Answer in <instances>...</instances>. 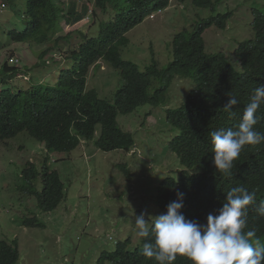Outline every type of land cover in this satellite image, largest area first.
Returning a JSON list of instances; mask_svg holds the SVG:
<instances>
[{"label":"trees","instance_id":"obj_1","mask_svg":"<svg viewBox=\"0 0 264 264\" xmlns=\"http://www.w3.org/2000/svg\"><path fill=\"white\" fill-rule=\"evenodd\" d=\"M173 1L95 0L96 10L108 20L99 25L98 37L71 52L73 66L61 71L53 87L0 93V145L28 133L50 154H70L85 141L93 142L101 129L95 143L100 151L131 154L135 139L123 131L119 117L145 106H166L175 80L192 79L194 88L182 108L166 112L175 137L169 153L184 169L178 179L166 178L157 189L156 203L170 223L153 226L134 251L128 250L131 239L119 243L115 252L102 253L98 264H264V13L254 12L256 39L241 44L234 61L225 53L208 55L203 38L212 27L226 30L231 12L176 35L173 61L165 70L154 51L144 71L123 59L122 48L129 45L125 35ZM177 1L216 11L224 0ZM25 7L26 30L7 34L14 43L47 44L62 31V20L73 27L89 13L85 9L78 14L76 5L66 12L59 0H25ZM94 16L98 18L96 11ZM70 35L56 44L69 42ZM52 52H43L42 62ZM102 61L120 71L124 80L114 103L96 90L87 91L90 71ZM50 66L45 61L38 69ZM21 71L8 62L0 68L7 79ZM48 161L42 171L27 164L20 188L37 199L44 213L56 211L66 199L61 176ZM118 168L131 178L127 165ZM40 176L41 192L35 185ZM24 225L44 228L37 218ZM15 244L0 242V264H19Z\"/></svg>","mask_w":264,"mask_h":264},{"label":"rangeland","instance_id":"obj_2","mask_svg":"<svg viewBox=\"0 0 264 264\" xmlns=\"http://www.w3.org/2000/svg\"><path fill=\"white\" fill-rule=\"evenodd\" d=\"M59 1L67 10L72 5H77L79 11L83 6L93 8L91 0ZM257 10L264 13V0H224L216 6V11L196 8L191 1L181 4L174 0L164 12L150 17L128 34L130 43L122 48V57L144 71L152 64L155 51L160 69L165 70L173 61L172 43L176 34L193 31L203 20L231 12L233 17L226 30L213 27L204 34V39L208 55L225 53L234 61L233 55L240 45L256 39L253 22ZM25 11V0L0 1V68L5 62L13 65L19 58L25 71L20 74L24 76L21 79L15 73L13 80L0 72V88L8 92H16L17 87L29 91L39 86H54L61 71L73 66L70 52L84 43L81 32L90 39L99 36L101 20L97 21L98 26L91 19L75 26L80 31L67 28L62 20L66 32L58 37L71 34L70 39L67 43L62 41L52 55L62 58L71 55H67L68 60H60L56 68L52 62L48 70L38 69L37 65L45 62L40 60V54L48 46L14 43L7 36L10 31L26 30ZM54 45L53 42L49 47ZM123 85L120 71L104 61L90 71L88 91L96 90L102 99L114 103ZM158 86L159 81L155 84ZM193 88L192 79L177 78L166 106H145L132 115L119 117L123 131L135 139L131 154L100 151L95 143L101 129L93 142L85 141L70 154L50 156L45 145L27 133L0 145V241L10 244L17 241L19 264H97L103 252H115L118 244L129 238L132 245L128 250H136L151 227L166 222L165 213L155 203L157 188L166 178L178 179L184 171L177 157L169 153V143L175 137L166 112L182 108L185 96ZM47 157H51L52 170L61 176L66 196L52 213L42 212L37 199L20 190L26 165L35 163L42 171ZM119 165L129 167L130 179ZM41 178L35 182L40 192ZM27 218H37L44 228L25 226Z\"/></svg>","mask_w":264,"mask_h":264},{"label":"clouds","instance_id":"obj_3","mask_svg":"<svg viewBox=\"0 0 264 264\" xmlns=\"http://www.w3.org/2000/svg\"><path fill=\"white\" fill-rule=\"evenodd\" d=\"M1 1V0H0ZM2 2H4V1H2ZM91 2H92V4H93V8L92 9H90L88 6H83L82 7V10L81 11H79L78 10V7H77V5H76V11H77V13L78 14H82L83 12H84V10L85 9H88L89 10V13H88V15H87V17L83 20V21H81L80 23H78V24H75V26L77 27V26H80V25H82V24H84V22H86L87 20H89V19H91V20H94V25H96V23H97V21H99V20H101V22L98 24V25H100L103 21H107L108 20V18L101 12V11H98V10H96V6H95V0H91ZM62 4V3H61ZM64 6V5H63ZM73 6V5H72ZM71 6V7H72ZM171 6V5H170ZM169 6V7H170ZM6 7V4H4L3 5V9ZM70 7V8H71ZM168 7V8H169ZM69 8V9H70ZM167 8V9H168ZM68 9V10H69ZM65 10H66V12L68 11L66 8H65ZM166 10V9H165ZM165 10H163V11H159V12H157V13H154L153 15H151V16H149L148 18H146L140 25H142L147 19H149L150 17H152V16H154V15H156V14H158V13H161V12H164ZM2 11H4V10H2ZM94 11H96L97 12V14H98V18L96 19L95 18V16H94ZM65 21V20H64ZM254 21H255V19H254ZM66 24V23H65ZM98 25H96V26H98ZM140 25H138L137 27H139ZM75 26H67L66 25V27L67 28H69V29H74L73 31H80V29H75ZM61 27H62V31H60L59 33H58V35L57 36H54L53 38H52V40L49 42V43H47V44H44V45H47L48 46V48L46 49V50H48V49H52V53H50L46 58H45V61L46 62H49L50 64H52V62L54 63V66H52V67H55L56 68V65L57 64H59V62H60V60H68V57H67V55L65 56V58H62V57H57L56 56V54L55 55H52L54 52H55V50H57L59 47H60V44H56V40L58 39V38H65L64 36H61V37H58L60 34H63V33H65L66 32V29L61 25ZM137 27H135L134 29H136ZM213 28V27H212ZM212 28H210V29H212ZM217 28V27H216ZM134 29H132L130 32H132ZM210 29H208V30H210ZM208 30H206L205 31V33L208 31ZM184 31H189V30H184ZM184 31H182V32H184ZM193 31H194V29H193ZM193 31H190V32H193ZM130 32H128L126 35H125V37L128 39V42L130 43V41H129V38H128V34L130 33ZM182 32H180V33H182ZM67 33H69V32H67ZM180 33H178V34H180ZM204 33V34H205ZM178 34H176V35H178ZM87 34H85V33H82L81 32V36L83 37V39L85 40L84 41V43H82L81 45H83V44H85L86 43V40L87 39H90L89 37H87L86 36ZM175 35V36H176ZM58 37V38H57ZM175 38V37H174ZM203 38H204V35H203ZM205 40V39H204ZM55 43V45L53 46V47H49V45L51 44V43ZM26 43H33V42H25L24 44H26ZM206 43V42H205ZM33 44H36V43H33ZM37 45H39V44H37ZM81 45L79 44V46L81 47ZM45 50V51H46ZM44 51V52H45ZM73 51V50H72ZM71 51V52H72ZM70 52V53H71ZM155 52V51H154ZM43 53V52H42ZM41 53V54H42ZM69 53V54H70ZM40 54V55H41ZM155 55H156V53H155ZM48 58V59H47ZM50 58V59H49ZM14 59H16V58H11V60H14ZM47 59V60H46ZM41 60V59H40ZM57 60V61H56ZM157 60V59H156ZM42 61V60H41ZM6 63V62H5ZM101 63V62H100ZM99 63V64H100ZM8 64H9V62H8ZM21 60L18 58V59H16L15 60V62H14V64L13 65H10L9 64V66L10 67H14V66H16V67H18V68H20L21 69ZM40 65H37V68L39 67ZM24 67V66H23ZM51 67V66H50ZM94 67H96V66H94ZM93 67V68H94ZM27 71H30V70H27ZM23 73H25V71H22V73L21 74H23ZM14 77L15 76H13V77H11V79H9V80H13L14 79ZM21 77H24L23 75H19L18 76V79H21ZM8 78H9V76H8ZM89 78V77H88ZM51 87H53V86H51ZM19 90H17L16 92H12V94H18V93H21V92H23V93H29V92H32L34 89H32V90H29V91H25V90H23L21 87H17ZM3 91H5L4 90V88H0V93L1 92H3ZM87 91H88V85H87ZM21 134V133H20ZM28 134V133H27ZM30 136V135H29ZM31 137V136H30ZM9 141V140H8ZM8 141H5L4 143H6V142H8ZM4 143H2V144H4ZM49 153V152H48ZM50 154V153H49ZM55 154H57V153H55ZM53 154H50V156H52ZM48 158V157H47ZM46 158V159H47ZM51 158V157H50ZM50 158H49V161H48V166L51 168V166H50ZM45 159V160H46ZM29 163H32V162H29ZM28 163V164H29ZM33 164H35V163H33ZM36 165V164H35ZM27 166V165H26ZM37 166V165H36ZM38 170H39V168H38ZM51 170H52V168H51ZM40 171V170H39ZM52 171H54V170H52ZM41 177V176H40ZM39 177V178H40ZM161 185V184H160ZM159 185V186H160ZM158 186V187H159ZM158 189V188H157ZM157 196H158V193H157ZM157 196H156V200H155V203H156V201H157ZM156 205H157V203H156ZM157 207L161 210V211H163L158 205H157ZM164 212V211H163ZM165 213V212H164ZM165 216H166V222L164 223V224H155L154 226H156V225H162V227L163 226H165V225H167L168 223H170V219H168V217H167V215H166V213H165ZM28 219H32V218H27L26 220H28ZM25 220V221H26ZM24 221V222H25ZM42 225V224H41ZM26 226V225H25ZM28 227V226H27ZM152 228V227H151ZM150 228V229H151ZM149 229V230H150ZM146 235V234H145ZM130 239V238H129ZM128 239V240H129ZM143 240H144V237H143ZM0 242H5V243H7L9 246H15L16 244L15 243H17V241H14L12 244H10V243H8V242H6V241H0ZM119 245V244H118ZM141 246V245H140ZM104 253V252H103ZM108 253H110V252H108ZM113 253V252H112ZM102 255V254H101ZM101 258V257H100ZM100 260V259H99ZM99 262V261H98ZM98 262H97V264H98ZM106 264H110V263H106Z\"/></svg>","mask_w":264,"mask_h":264},{"label":"bare ground","instance_id":"obj_4","mask_svg":"<svg viewBox=\"0 0 264 264\" xmlns=\"http://www.w3.org/2000/svg\"><path fill=\"white\" fill-rule=\"evenodd\" d=\"M21 73H22V71H21V72H19V73H18V75H20Z\"/></svg>","mask_w":264,"mask_h":264}]
</instances>
